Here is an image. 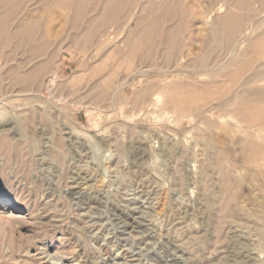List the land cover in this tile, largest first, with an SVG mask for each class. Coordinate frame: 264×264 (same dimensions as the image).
Here are the masks:
<instances>
[{
	"label": "rangeland",
	"instance_id": "374dc122",
	"mask_svg": "<svg viewBox=\"0 0 264 264\" xmlns=\"http://www.w3.org/2000/svg\"><path fill=\"white\" fill-rule=\"evenodd\" d=\"M190 1L192 12L175 13L157 11L164 0H130L132 14L108 20L72 17L55 0L0 1V41L11 42L0 43V209L14 203V215L0 211V264H264V129L258 139L238 126L240 102L230 106V76L264 31V0H248L247 13L230 0L234 36L249 37L205 58L201 41L225 10L203 16L197 0L181 5ZM139 18L162 27L146 39L151 53L132 55ZM20 24L36 32L27 47ZM36 44L45 52L29 61ZM50 54L29 85L14 83ZM160 84L165 98L185 97L178 109L150 105Z\"/></svg>",
	"mask_w": 264,
	"mask_h": 264
},
{
	"label": "bare ground",
	"instance_id": "6f19581e",
	"mask_svg": "<svg viewBox=\"0 0 264 264\" xmlns=\"http://www.w3.org/2000/svg\"><path fill=\"white\" fill-rule=\"evenodd\" d=\"M0 1H5V0H0ZM13 1V0H12ZM16 2H18V0H14ZM83 0H55L56 4L55 5H61V6H64L62 8H67L69 10V13L72 14V17H77L78 15H84V14H87V13H94V14H97L98 17L99 15H103L104 18L106 17L107 20L109 17L111 16H114L115 14L117 13H120L122 12V14L125 12H127V16L128 14H132L133 11V6L130 4V6H132V9L131 7H126L125 3L126 2H130V0H106V3L102 6V7H99V6H96V7H92V8H89L88 6L86 5H83ZM85 1V0H84ZM133 1V0H131ZM165 1V4L163 5H159V7L157 9L160 10L162 9L163 11H166V12H192L195 8V5H193V3L191 2L192 6L190 7H185L184 5H181L183 4V0H164ZM202 1H207L206 5L202 4ZM237 3L235 4H238L240 5L241 7H243L246 11V13L250 10L247 11L248 9V5L250 6L249 4V1L248 0H235ZM87 2V1H86ZM197 4L201 6V8L203 9V14H200L201 16H207V13L208 12H221V9L224 8L225 12H224V15L222 17H218L219 19L217 20L216 19V25H219L218 28L216 27H212L211 24H210V28H208V31H209V35H211L210 37H207V39H203V41H201V44H202V47L205 46V49H202L204 50V58L206 56H211V53H212V50L214 49L213 47H215V45L217 44H223V45H226L227 47L230 48V54L233 53L234 54V50L237 49L239 46L244 43V41L246 40V37L247 36H243L239 39L236 38V36H234L235 32H236V29H237V20L238 18L232 14V12L230 11V0H197ZM132 3V2H131ZM9 4V2H8ZM85 4V2H84ZM189 2L187 3V5H191ZM195 4V3H194ZM10 5V4H9ZM125 5V6H124ZM60 6V7H61ZM237 6V5H235ZM19 7V6H18ZM23 7V6H22ZM31 7V6H29ZM161 7V8H160ZM8 8V7H7ZM20 8V7H19ZM27 8V7H26ZM25 8V9H26ZM200 8V9H201ZM247 8V9H246ZM18 9V8H17ZM155 9V8H154ZM153 9V10H154ZM201 9V10H202ZM233 9V8H232ZM239 9V8H238ZM7 10V9H6ZM9 10H11L9 8ZM22 10V9H21ZM134 10V9H133ZM16 11V10H15ZM15 11H13L15 13ZM27 11V10H26ZM33 10H31L32 12ZM66 11V9H65ZM155 11V10H154ZM235 11V8L234 10ZM242 11V10H241ZM244 11V13H245ZM12 12V13H13ZM20 12V11H19ZM18 12V13H19ZM22 12V11H21ZM20 12V13H21ZM28 12V11H27ZM27 12L25 13V10L23 12V14L25 13L26 15H29L27 14ZM30 12V11H29ZM135 12V11H134ZM240 12V11H239ZM238 12V13H239ZM9 15H11V12H9ZM8 13H6L8 15ZM13 13V14H14ZM19 13V14H20ZM175 13L173 15H175ZM182 13H179L180 15ZM202 13V12H201ZM237 13V14H238ZM34 14V13H33ZM67 14V13H66ZM65 14V15H66ZM185 14V13H184ZM8 15V16H9ZM32 14H30L31 16ZM96 15V16H97ZM183 15V14H182ZM190 15V14H189ZM198 15V16H200ZM245 15V14H244ZM7 16V17H8ZM121 16V15H120ZM122 16H126V15H122ZM135 16V14H134ZM143 16V15H142ZM141 16V18H142ZM186 16V15H185ZM194 16V15H193ZM192 16V17H193ZM200 16V17H201ZM221 16V15H220ZM2 17V16H1ZM0 17V18H1ZM24 17V15L22 16V18ZM79 17V16H78ZM91 17V16H90ZM102 17V16H101ZM131 17V16H130ZM133 17V16H132ZM196 17V16H195ZM34 18V17H33ZM32 18V20H33ZM93 18V16L91 17ZM96 18V17H95ZM93 18V19H95ZM139 18L135 23L134 25H132L129 30H133L135 31V34L137 33V37L134 39V41L131 43L129 40V44H132V48L131 50L133 51L132 55L135 53H148L152 51V48H150L147 43H146V39L148 37L149 34L151 33H160L158 31H160L159 29L162 27L161 24L158 23V21H155V22H147V23H143V22H140L139 23V20L141 19ZM144 18V17H143ZM209 18V16H208ZM246 18V17H245ZM21 19V18H20ZM19 19V20H20ZM24 19V18H23ZM28 19V18H27ZM79 19V18H78ZM137 19V18H136ZM145 19V18H144ZM202 19V18H201ZM26 20V19H25ZM74 20V18H73ZM105 20V19H104ZM131 20V19H130ZM129 20V21H130ZM153 20V19H152ZM155 20V19H154ZM199 20V19H197ZM27 21V20H26ZM21 22V21H20ZM25 22V21H24ZM106 21H104L105 23ZM111 22V20H110ZM126 22V21H125ZM146 22V20H145ZM240 22V20H239ZM130 23V22H128ZM134 23V22H133ZM26 24V23H25ZM99 25H103V23L100 24V21L98 22ZM96 24V26L98 25ZM121 24V23H119ZM123 24V23H122ZM125 24V23H124ZM181 24V23H179ZM178 23L176 25H179ZM196 24V23H195ZM199 24V23H198ZM202 24L203 25H206L207 24V20L205 21H202ZM23 25V24H20V26ZM98 25V26H99ZM105 25V24H104ZM16 26V25H15ZM18 26L17 27V35L19 37V40H18V44H21V47H22V44L25 45V47H27V44L28 43H31L30 41L33 39V35L31 34H36L31 32V31H27L28 30V24L27 25H24V26ZM169 26V25H168ZM100 27V26H99ZM177 27V26H176ZM175 27V30H177L178 28ZM199 27V26H198ZM206 27V26H205ZM96 28V27H94ZM120 28V27H119ZM119 28H116L118 29V32L119 31H122V30H119ZM187 28V27H186ZM4 29V28H2ZM11 29V28H10ZM123 29V27H122ZM173 29V28H172ZM171 29V30H172ZM181 29V28H180ZM31 30V29H30ZM35 30V29H34ZM97 30V29H96ZM167 30L169 31L170 29L166 28L165 32H167ZM175 30H173L175 32ZM202 30V29H201ZM15 31V29H14ZM103 31V30H102ZM3 32V31H2ZM1 32V33H2ZM29 32V33H28ZM123 32V31H122ZM126 32V31H125ZM132 32V31H131ZM157 32V33H156ZM238 32V31H237ZM250 32V31H249ZM14 33V32H13ZM15 33V35H16ZM89 33V32H88ZM171 33V31H170ZM247 33V32H246ZM245 33V34H246ZM4 34V33H2ZM110 34V33H109ZM112 34V33H111ZM154 34V35H155ZM207 34V33H206ZM215 34H218L220 36V38L218 39ZM115 35V34H114ZM247 35V34H246ZM250 35V33H249ZM1 36V35H0ZM90 36V34H89ZM150 36V35H149ZM115 37V36H114ZM152 37V36H150ZM249 37V36H248ZM247 37V39H248ZM251 37V36H250ZM254 38L250 39L246 45H245V48H244V54L247 56V58L243 61V63L239 66V68L235 71H233L232 75L230 76V106L234 105L236 102H240V105L237 106L236 108H234L233 112L235 113V116H236V123L238 124H241L242 123H245V125H247L248 127H250L251 129H255L256 130V136L258 137V139H260L259 137H262L261 136V131L264 129V31L259 33V34H256L255 36H253ZM107 40H110L112 39L113 40V34L111 36L108 37L107 35ZM149 38V37H148ZM206 38V37H205ZM4 39V38H3ZM1 39V40H3ZM48 39V38H47ZM47 39H44V45H45V40L47 42ZM105 39V38H103ZM202 39V38H201ZM50 40V39H49ZM48 40V42H49ZM106 40V41H107ZM111 40V41H112ZM35 41V40H34ZM43 41V40H42ZM103 41V40H102ZM148 41V40H147ZM196 41V40H195ZM0 43L3 45H10L11 42L5 38V40H3V42L0 41ZM16 43V42H15ZM51 43V42H50ZM16 44V45H18ZM40 44V43H39ZM43 43H41L42 45ZM106 44V43H105ZM15 45V44H14ZM30 45V44H29ZM28 45V46H29ZM43 45V47H45ZM47 45V43H46ZM20 47V45H19ZM20 47V48H21ZM24 47V48H25ZM30 47V46H29ZM43 47H39L37 46V44L34 46H31L30 48H26V51L28 53H30V56L31 58L29 59V56H28V59L29 61L31 60H34L35 58H38L40 57L41 55L43 56V51L42 48ZM200 47V48H202ZM226 48V47H224ZM4 49V48H3ZM12 49V48H11ZM15 49V48H14ZM18 49V48H17ZM45 49V48H44ZM239 49V48H238ZM16 50V49H15ZM14 50V51H15ZM25 50V49H24ZM47 50V49H46ZM54 50V49H53ZM52 50V51H53ZM130 50V51H131ZM240 50V49H239ZM238 50V51H239ZM1 51V50H0ZM11 51V50H10ZM51 51V50H50ZM54 52V51H53ZM51 53V52H50ZM243 53V52H242ZM22 54V53H21ZM25 53L23 52V55ZM55 54V53H54ZM131 53L129 52V55ZM251 54H255L258 58V62H256L255 64L253 63L254 61H251L248 59V56L251 55ZM8 55V53H7ZM27 55V54H26ZM49 55V54H48ZM53 55V53H52ZM202 55V54H201ZM231 56V55H230ZM252 56V55H251ZM6 57V56H5ZM9 57V56H8ZM208 57V59H209ZM232 57V56H231ZM244 57V56H243ZM9 60V59H8ZM7 60V62H8ZM26 60V58H25ZM197 60V59H196ZM19 61V60H18ZM27 61V60H26ZM43 61V60H41ZM203 61V60H202ZM237 62V61H236ZM18 63H21L18 62ZM28 63V62H27ZM52 63V59H51V54L49 57H47L46 60H44L43 62H39V64H34L33 67H31V69L28 71V72H24V74L22 73H17L16 75L17 76H14L16 77L14 80L15 82L14 83H18V84H24L25 86H27L28 82H30V78H33L35 79V77L40 74L42 71L44 70H47L50 65ZM18 65V64H17ZM18 69V68H17ZM16 71V69H14ZM116 71V70H115ZM114 71V72H115ZM9 73H12L13 72V69L10 68ZM112 72V71H111ZM16 72H14L15 74ZM144 73V72H143ZM110 74V73H109ZM112 74L114 75L115 73L112 72ZM111 74V75H112ZM110 76V75H109ZM13 77V76H12ZM111 79L113 78L112 76L110 77ZM109 77L107 78L110 79ZM32 79V80H33ZM29 80V81H28ZM106 82V80H105ZM108 82V81H107ZM162 83V82H161ZM171 83V81H170ZM169 83V84H170ZM159 84V83H158ZM156 84V85H158ZM166 85V87H168L167 85L169 84H166V83H163V85ZM29 85V84H28ZM162 84H160L159 87H161ZM1 86V84H0ZM155 86V85H154ZM154 86H152L154 88ZM150 87V88H152ZM158 87V88H159ZM165 87V86H164ZM161 87L159 88V91H157L155 97L153 98L152 100V103L150 104L151 106H161L163 105V108H164V111L165 113H168L170 110V112H172V109H178V107H180L182 104L180 103V99L177 94L175 96H172V94H170V97H167L165 98V89L166 87ZM170 87H172L170 85ZM169 87V88H170ZM25 88V87H24ZM122 88V87H121ZM156 88V87H155ZM180 88V87H179ZM179 88L177 86H173L171 90H168L169 92L170 91H174L176 89H178L179 91ZM182 89V88H180ZM166 90V91H167ZM115 92V91H114ZM180 92V91H179ZM155 93V92H154ZM178 93V92H177ZM185 93V92H184ZM180 95V93H178ZM182 94V93H181ZM169 95V94H168ZM183 96V95H182ZM181 97V96H180ZM5 98V97H4ZM113 98V97H112ZM185 99V97H183ZM182 98V99H183ZM181 99V100H182ZM152 108V107H150ZM162 108V109H163ZM163 115V114H162ZM168 116V115H167ZM164 120V119H163ZM234 123V122H233ZM244 125V124H243ZM250 129V130H251ZM238 130V129H237ZM243 141V140H242ZM245 143H249V145H251L250 142H248V140L246 139V141L244 142ZM250 149H251V154L254 156V157H257V155H259V152H260V148L261 146L259 145H256V144H253L252 143V148L250 146H248ZM247 152L248 151V148L246 150ZM261 154V152H260ZM262 155V154H261ZM260 155V156H261ZM252 157V156H251ZM250 157V158H251ZM253 158V157H252ZM251 158V159H252ZM222 166V165H221ZM227 180V179H226ZM229 181H227L228 183ZM7 206L5 207H2V209H0V211L2 212H6L7 213V216H12L14 215V212L12 209H6L8 206H14V203L9 200L7 201Z\"/></svg>",
	"mask_w": 264,
	"mask_h": 264
}]
</instances>
